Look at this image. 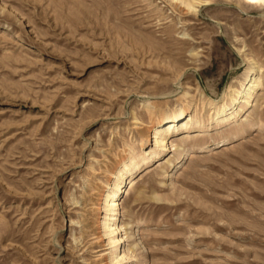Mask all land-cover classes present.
<instances>
[{
  "label": "rangeland",
  "instance_id": "rangeland-1",
  "mask_svg": "<svg viewBox=\"0 0 264 264\" xmlns=\"http://www.w3.org/2000/svg\"><path fill=\"white\" fill-rule=\"evenodd\" d=\"M209 1L193 19L161 0H0V264H264V3ZM253 68L250 105L217 127L210 104ZM186 109L165 148L142 136ZM150 152L117 222L81 205L120 182L107 155Z\"/></svg>",
  "mask_w": 264,
  "mask_h": 264
},
{
  "label": "bare ground",
  "instance_id": "bare-ground-1",
  "mask_svg": "<svg viewBox=\"0 0 264 264\" xmlns=\"http://www.w3.org/2000/svg\"><path fill=\"white\" fill-rule=\"evenodd\" d=\"M199 1V0H198ZM244 3L251 5V6H260L264 3V0H242ZM159 4H165L164 9L159 10V13H163L164 10L169 7L171 12L168 13L169 16H178V17H188L197 19L200 14V8H209L213 5L212 1H203V2H194V0H161V3ZM167 15V16H168ZM164 16H162L163 18ZM169 18V17H168ZM166 24V23H165ZM184 26L192 25V23H183ZM169 39H174L175 37L168 36ZM176 40V39H175ZM179 41H183L186 45H192V42H195L193 39L187 38L186 35H183L182 38H178ZM178 56H182V53H178ZM258 70H261L258 68ZM256 69L253 68L247 77V82L244 84H241V90L240 89H232L230 91L229 95H226L224 99H222L219 102H212L210 104V110L211 115L214 118L215 125L217 127L221 128L223 126L229 125L230 122L239 116V113L242 111L244 105H250V100L253 98L256 91L260 88V79L256 75ZM252 105V104H251ZM194 113V110L186 109L182 110L179 114H174L171 117H167L163 114H160L158 120H156V123L154 126H146L142 129L141 134L143 137H145L149 142L153 141V145H164V140L161 139L164 135V132L166 129L165 127L167 125H170L167 130H170L173 128L176 123L180 122H192V114ZM152 115L154 112L151 113ZM170 119V121H167ZM167 121V122H166ZM136 125L143 126L141 122L136 120ZM187 126V124H185ZM144 138V139H145ZM151 145V147L153 146ZM158 154L150 152L148 155H145L144 157L140 158V162L138 160H135L134 157L130 158H113L110 155L106 156V160L104 164L102 165V168L105 169V174L107 175V181L108 184H111L113 180H119L120 182L118 184H115V191L111 194H107V187L105 186H99L98 187V193H96L94 196H96L97 199L94 200V202H83L81 205L89 203V205H93L90 209L91 213L93 215L97 216L100 213H102V209L99 207H94L97 203H99V206H101V202H105V208L108 209L110 213H115L113 216L114 222H117L120 217L119 212L121 210L122 204L120 203L122 200V196H119L120 193H123L128 195L129 192L137 185L135 179H132L127 184L126 187H122V184L124 183V179L126 178L127 174L131 172V169H135V171L140 170V163H146L148 161H152L156 158ZM127 161V162H126ZM123 167V170L120 168ZM132 167V168H131ZM131 168V169H130ZM125 189V190H124ZM107 194V195H106ZM86 195V194H85ZM86 198V197H85ZM87 201V200H86ZM91 201V200H90ZM93 201V200H92ZM76 202V201H75ZM75 204H79L77 201ZM86 208V207H84ZM89 216L84 217L82 221V228L85 230V234L87 231L94 232L96 230L101 229L100 221H93L91 220ZM120 227H116L111 234L114 232H120ZM122 240L115 243H121ZM118 257V256H117ZM127 260V257L124 256L123 260Z\"/></svg>",
  "mask_w": 264,
  "mask_h": 264
}]
</instances>
